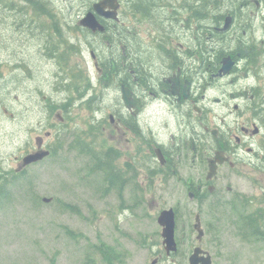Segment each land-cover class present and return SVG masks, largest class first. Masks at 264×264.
I'll return each mask as SVG.
<instances>
[{"label":"rangeland","instance_id":"rangeland-1","mask_svg":"<svg viewBox=\"0 0 264 264\" xmlns=\"http://www.w3.org/2000/svg\"><path fill=\"white\" fill-rule=\"evenodd\" d=\"M66 1L57 0L55 5L54 1L47 4L43 0L45 12L33 7L32 0H0V172L9 178L14 173L20 175L15 184H8L10 199L0 201V264H106L97 251L100 244L118 255L107 264H150L153 259L157 264H188L198 244L211 254L212 264H264V227L259 237L241 230L244 216L256 211L258 218L264 213V158L256 166H237L226 181H221V204L212 195L202 208L204 236L198 243L196 233L190 235L186 229L194 222L189 211H199L196 205H188L186 186L188 181H196L192 176L198 169L205 174L204 167L182 164L167 181L139 171V140L135 135L115 131L108 123L107 112H96L92 118V112L84 108L85 102L66 99L55 83L58 57L54 62L45 55L42 38L48 33L39 36L37 31L39 26L48 32L54 25L60 26L58 34L48 36L58 51L70 45L65 43L68 37H81V33L66 28L63 15H71L68 26L73 27L82 10H65ZM257 10L259 18L252 35L262 39L264 0ZM29 19L27 27L32 30L23 28ZM129 20L133 25L135 21ZM139 27V37L147 41L151 27L145 22ZM66 52L68 59L63 62L68 66L79 65L94 74L89 55H77L76 48L74 53L68 48ZM250 76L249 81L240 77L239 86H255L257 100L264 101V58L259 59ZM95 93L99 94V89ZM212 95L209 91L211 102ZM48 98L52 99V109L47 107ZM109 100L111 104L118 101L117 94L112 93ZM56 103H69L68 111L57 109ZM89 132L95 148L111 147L120 152L117 166L122 173L126 163L135 168L136 174L121 196L104 189L102 175L90 171L89 159L69 148L76 133ZM261 137L259 146L264 156V133ZM39 139L43 148L54 149L55 153L20 168L22 158L38 148ZM228 186L231 189H226ZM169 207L178 211V251L165 256L156 219Z\"/></svg>","mask_w":264,"mask_h":264},{"label":"flooded vegetation","instance_id":"flooded-vegetation-1","mask_svg":"<svg viewBox=\"0 0 264 264\" xmlns=\"http://www.w3.org/2000/svg\"><path fill=\"white\" fill-rule=\"evenodd\" d=\"M101 1L84 0L80 17L92 14L105 30L109 29V25L114 30H107V35L103 36L104 32H92L89 28L81 27L85 34L89 33L90 43L95 44L97 49L100 45L108 49L111 47L108 38L117 41L126 38L132 42L133 36L138 39L140 52L144 51L145 45H148L147 51L151 50L150 60H138L135 55L127 57L126 45L121 46L124 59L107 57L101 60L98 52L91 55L98 70L96 82L107 98L105 110L115 112L123 122L115 129L120 128L132 135L134 132L139 140L138 170L161 179L177 174L182 164L196 165L198 168L203 166L205 174L198 169L192 176L196 179L195 185H192L193 180L189 182L188 189L192 190L193 197L207 199L216 189L222 193L221 181H226L237 166L255 165L261 156L259 143L264 128L251 112L245 117L242 111L245 108L240 106L244 103L250 107L252 98L250 87L239 86L241 75L242 78L246 76L239 64L242 61L240 55H237L238 60H234V66L227 76L218 74L222 59L219 69L209 72L204 66V58L197 54L187 57L192 45L195 47L199 44V49H206L210 29L212 38L213 34L218 33L223 39L224 34L221 26L215 25L213 20H210L213 26L208 25L206 12L200 14L191 9V0H155L150 10H139L134 17L125 11L128 3L118 0L115 20L94 11V6ZM254 1L251 3L257 6ZM104 12L109 11L105 8ZM129 19L135 21L133 25L128 24ZM142 22L151 27L147 41L138 35ZM234 26H230L227 35ZM116 68L123 70L117 73ZM123 88L131 92L134 111L126 110L122 104ZM112 91L119 92L120 96L114 106L109 100ZM209 91L213 92L212 102L208 97ZM248 109L250 111L251 108ZM150 116L157 117V127L151 131ZM129 118L134 120L135 127L128 125ZM215 154H218L217 159L221 162L214 159ZM211 159L216 163L215 174L207 179ZM226 189L231 188L228 186Z\"/></svg>","mask_w":264,"mask_h":264},{"label":"trees","instance_id":"trees-1","mask_svg":"<svg viewBox=\"0 0 264 264\" xmlns=\"http://www.w3.org/2000/svg\"><path fill=\"white\" fill-rule=\"evenodd\" d=\"M45 1L47 4L52 2V0H45ZM123 1L124 2L126 1L128 3V6L126 7L125 11L126 12L128 11L134 17L135 14L136 15L138 14L139 10H142L144 12L150 10L154 6L153 4L155 0H123ZM228 1L230 4L232 2L233 3L230 5ZM32 3L34 5L33 7H35L36 9L45 11V5L43 0H32ZM63 4L65 10H70L74 8L77 9V11H79L81 8H84L85 6L84 0L83 1L68 0L66 2H63ZM190 5L192 10H197L200 14L206 12L205 15L208 24H210L209 20H213L215 25L222 26L224 24L226 17L229 16L231 17L230 26H234L235 24L236 27L235 29L230 31L229 35L226 34L227 30L224 31L223 39H221V36L218 33L213 34V38H212V34L208 31L207 37L209 39H208V46H206V49L205 47L202 48V50L199 49L201 47L199 44H197L195 47L192 45L190 51L187 53V57L189 56L193 57L194 54L201 56V59L203 58L205 59L204 66L208 68V71L210 70L209 72L212 71L216 72L219 69V63L222 58L228 56L231 57L232 60H238L237 55L239 54L240 55L239 59L243 60V63L245 64L243 70H248L249 68H251L250 70L254 69L255 71L257 69L259 59L264 58V37L262 39L261 38L258 39L252 35V33L254 32L253 22L257 21V18L254 17L253 15L251 16L250 13L252 12V10H248L249 6H253L251 0H191ZM63 17H64L63 22L67 24L66 27L73 28L75 31H79L81 34L85 33V31H83L80 27H78L75 24H73V27L68 26V23L71 21V15L69 16V18H67L64 13ZM262 23L264 25V18L262 20ZM237 27H238V31L236 30ZM239 27H242L243 29L240 30ZM42 30L46 31L45 28L44 29L42 28ZM107 30L112 31L114 29L109 25V29ZM107 30H105L103 36L107 35ZM262 36L263 34L261 35V37ZM131 37H132V42H129L126 38H124L125 40L119 38V41H117L116 39L108 38V41L111 44V47H109L108 49L102 47V45H100L98 49L96 48L95 44H89V45L92 48H94L95 53L98 52V55H101L100 56L101 60H106L107 57L115 60L124 59L122 58L124 56H122V52H121L122 45H126L125 51L127 57L128 55L131 56L135 55L138 60L140 59L150 60L152 56H151V50L147 51L148 45H145L144 51L140 52L139 51L140 44L138 42V39L133 36ZM121 41H124V43H122ZM77 42H73L72 46H76ZM210 43H213V45H210ZM78 44L80 45V43ZM204 49L206 50V55ZM52 54L53 53H50L48 55L52 56ZM62 56L64 57V54H62ZM57 68L62 70L63 72H65L66 70L65 66H63L62 64L58 65ZM116 69H117L116 71L117 73H119L121 70V68L120 69L116 68ZM65 74L70 78V83L67 85L65 93L71 94L73 90L74 92H78L79 85L75 80L72 79L75 77L74 72L69 70ZM257 90L258 89L256 88L254 91L257 92ZM73 94H71L70 96H73ZM70 96L66 95V99L71 100V98H69ZM98 99H100V101L102 102L104 101L101 97ZM263 102L264 101L258 103L253 102L251 111H253L255 115L257 114L259 120L264 124V113L260 115V112H264ZM70 104L69 103L64 104L63 110L65 112L68 111ZM128 125L129 126L134 125L131 119L129 120ZM69 148L71 150L77 151V153L80 155L83 154L88 158H90V160L93 163L90 171L94 173H100L102 175L104 183L107 184V189L109 190L114 189L118 195L119 194L121 195L125 181L122 177V174L120 173L119 168L114 165L115 162L114 159L116 158V154H114V151L112 149L105 152H95L91 143H88L86 141V135L84 133L82 134L76 133L74 135V139L72 140V142L69 143ZM52 152L53 155L55 151L53 150ZM17 176L20 175L14 173L9 178L8 175H3V172H0V201L6 198L10 199L6 189L8 187V184H15L14 182L16 181L15 178ZM262 217L263 216H261L260 218ZM248 220L250 223L247 222V220L244 221V223L247 226L256 229L257 226L256 227L252 226V219L248 218ZM97 251L101 256L102 261L106 264L107 261L118 259V255H115L117 254L115 253V250L109 246L100 244L97 247Z\"/></svg>","mask_w":264,"mask_h":264},{"label":"water","instance_id":"water-1","mask_svg":"<svg viewBox=\"0 0 264 264\" xmlns=\"http://www.w3.org/2000/svg\"><path fill=\"white\" fill-rule=\"evenodd\" d=\"M118 7L117 0H102L101 3L94 6V11L99 15H104L106 18H116V9ZM108 8L109 12H104V9ZM230 22V18H227L225 23V28L228 27V24ZM81 24L83 26H86L93 31L99 30L103 31V27L95 20L94 16L92 14L87 15L82 21ZM234 62L230 59H224L222 67L220 69V74H227L229 70L232 68ZM128 92L126 90L122 91L123 94V100L125 105L130 108L133 106L132 102H128ZM49 154L48 151H37L32 154L26 155L22 159V166L29 165L31 163L38 162L45 158ZM214 172V166L209 167V173L208 178H210L213 175ZM157 222L160 226H162V233L161 236L163 238V245L166 250V253H170L171 251H175V243H174V213L173 211L167 210L162 211L157 219ZM195 228L199 231V235L201 236L202 232L199 230V224L195 226ZM201 253V250L195 249L194 253L191 255L189 261L190 264H211L209 256L207 257H199V254ZM155 261L152 263L154 264Z\"/></svg>","mask_w":264,"mask_h":264},{"label":"bare ground","instance_id":"bare-ground-1","mask_svg":"<svg viewBox=\"0 0 264 264\" xmlns=\"http://www.w3.org/2000/svg\"><path fill=\"white\" fill-rule=\"evenodd\" d=\"M74 1H75V0H74ZM81 1H83V0H81ZM77 2H78V1H77ZM71 3H72V2H71ZM73 3H74V2H73ZM228 3H229V1H228ZM228 3H227V5H228ZM232 3H233V2H232ZM232 3H231V4H232ZM229 4H230V3H229ZM231 4H230V5H231ZM70 5H71V4H70ZM72 5H73V4H72ZM226 7H227V6H226ZM223 8H224V7H223ZM227 8H228V7H227ZM248 8H249V7H248ZM78 9H79V8H78ZM75 10H77V9H75ZM76 12H77V11H75V13H76ZM67 14H68V13H67ZM69 16H70V15H69ZM68 18H69V17H68ZM209 21H210V20H209ZM208 25L213 26L212 22H210V24H208ZM210 30H211V29H210ZM210 30H209V31H210ZM218 36H219V35H218ZM133 41H134V40H133ZM134 42H135V41H134ZM134 42H133V43H134Z\"/></svg>","mask_w":264,"mask_h":264}]
</instances>
